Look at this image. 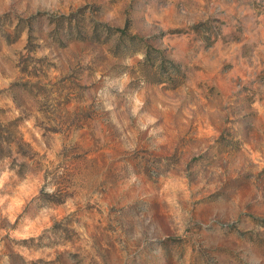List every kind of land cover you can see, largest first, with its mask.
<instances>
[{"label": "rangeland", "instance_id": "374dc122", "mask_svg": "<svg viewBox=\"0 0 264 264\" xmlns=\"http://www.w3.org/2000/svg\"><path fill=\"white\" fill-rule=\"evenodd\" d=\"M0 264H264V0H0Z\"/></svg>", "mask_w": 264, "mask_h": 264}]
</instances>
